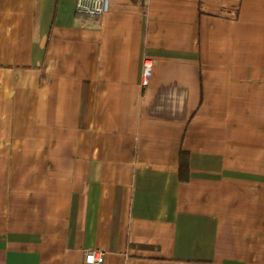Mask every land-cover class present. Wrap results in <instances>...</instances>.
Returning a JSON list of instances; mask_svg holds the SVG:
<instances>
[{"label": "crops", "instance_id": "obj_1", "mask_svg": "<svg viewBox=\"0 0 264 264\" xmlns=\"http://www.w3.org/2000/svg\"><path fill=\"white\" fill-rule=\"evenodd\" d=\"M95 248L264 264V0H0V264Z\"/></svg>", "mask_w": 264, "mask_h": 264}, {"label": "built area", "instance_id": "obj_2", "mask_svg": "<svg viewBox=\"0 0 264 264\" xmlns=\"http://www.w3.org/2000/svg\"><path fill=\"white\" fill-rule=\"evenodd\" d=\"M148 2L150 0H140ZM110 10V0H76V11L79 14L90 17H101ZM153 69V61L145 57L142 63V83L148 84ZM105 253L99 248L90 249L85 253V261L88 264H103Z\"/></svg>", "mask_w": 264, "mask_h": 264}, {"label": "trees", "instance_id": "obj_3", "mask_svg": "<svg viewBox=\"0 0 264 264\" xmlns=\"http://www.w3.org/2000/svg\"><path fill=\"white\" fill-rule=\"evenodd\" d=\"M183 165L185 166V164L182 163V168H181L182 170H183Z\"/></svg>", "mask_w": 264, "mask_h": 264}]
</instances>
